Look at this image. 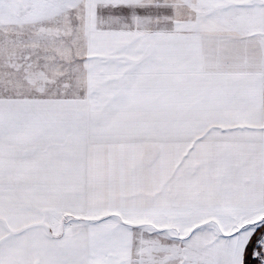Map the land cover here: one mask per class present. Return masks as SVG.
Here are the masks:
<instances>
[{
  "label": "snow or ice",
  "instance_id": "1",
  "mask_svg": "<svg viewBox=\"0 0 264 264\" xmlns=\"http://www.w3.org/2000/svg\"><path fill=\"white\" fill-rule=\"evenodd\" d=\"M0 264H264V0H0Z\"/></svg>",
  "mask_w": 264,
  "mask_h": 264
}]
</instances>
